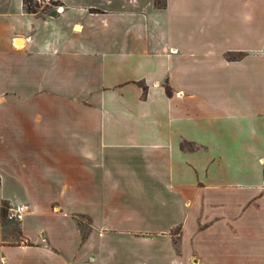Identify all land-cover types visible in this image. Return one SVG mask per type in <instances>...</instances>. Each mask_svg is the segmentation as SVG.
<instances>
[{
  "label": "crops",
  "instance_id": "crops-1",
  "mask_svg": "<svg viewBox=\"0 0 264 264\" xmlns=\"http://www.w3.org/2000/svg\"><path fill=\"white\" fill-rule=\"evenodd\" d=\"M1 200L0 264H264V0H0Z\"/></svg>",
  "mask_w": 264,
  "mask_h": 264
},
{
  "label": "built area",
  "instance_id": "built-area-1",
  "mask_svg": "<svg viewBox=\"0 0 264 264\" xmlns=\"http://www.w3.org/2000/svg\"><path fill=\"white\" fill-rule=\"evenodd\" d=\"M37 4H44L46 0H32ZM61 7H57L59 10ZM27 206L25 204L9 205L6 211V219L20 221L26 212Z\"/></svg>",
  "mask_w": 264,
  "mask_h": 264
},
{
  "label": "trees",
  "instance_id": "trees-1",
  "mask_svg": "<svg viewBox=\"0 0 264 264\" xmlns=\"http://www.w3.org/2000/svg\"><path fill=\"white\" fill-rule=\"evenodd\" d=\"M23 1V8L24 11L30 12V13H36L38 10L39 5L32 1V0H22ZM160 0H156V4L160 5ZM3 203V204H2ZM7 202H1L0 201V218H5L6 211H7Z\"/></svg>",
  "mask_w": 264,
  "mask_h": 264
},
{
  "label": "rangeland",
  "instance_id": "rangeland-1",
  "mask_svg": "<svg viewBox=\"0 0 264 264\" xmlns=\"http://www.w3.org/2000/svg\"><path fill=\"white\" fill-rule=\"evenodd\" d=\"M160 1L162 2V0H160ZM39 5H40V4H39ZM1 202H5V201H2V200H1ZM2 204H3V203H2ZM7 206H9V204H7ZM5 218H6V215H5ZM0 220H1V219H0Z\"/></svg>",
  "mask_w": 264,
  "mask_h": 264
}]
</instances>
